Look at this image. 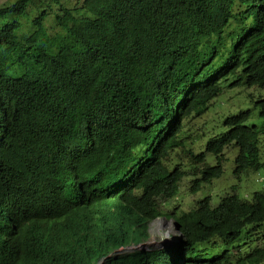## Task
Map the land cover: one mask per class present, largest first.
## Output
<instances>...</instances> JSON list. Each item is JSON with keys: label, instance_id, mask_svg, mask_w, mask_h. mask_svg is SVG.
Segmentation results:
<instances>
[{"label": "clouds", "instance_id": "1", "mask_svg": "<svg viewBox=\"0 0 264 264\" xmlns=\"http://www.w3.org/2000/svg\"><path fill=\"white\" fill-rule=\"evenodd\" d=\"M18 1L0 0V6ZM29 5V14H22L47 15L51 40L86 47V70L104 79L90 106L57 87L43 94L45 111L52 109L54 119L41 117L38 105L33 112L32 105L24 109L17 86L26 76L29 28L16 33L0 71L7 80L0 84V263L9 256L18 264H58L53 234L64 238L86 216L80 203L68 198L72 190L65 192L72 182L73 195L79 191L88 200L87 210L117 215L114 204L152 169L175 163L188 169V158L201 155L207 165L215 164L216 154L221 166L233 161L236 148L220 144L223 122L247 108L258 116L254 106L264 99V0H32ZM250 38L257 41L250 51L262 60L238 48ZM51 69L56 81L65 82L61 68ZM106 75L114 81L108 83ZM52 144L60 148L53 151ZM259 147L264 150L261 138ZM35 152L48 154L54 170L39 174ZM54 183L63 200L49 192ZM105 187L114 189L102 192L106 197L92 191ZM160 218L175 233L163 231L169 243L145 248L149 224ZM145 229V240L119 250L161 251L183 239L171 217L148 220ZM178 264H187L183 256Z\"/></svg>", "mask_w": 264, "mask_h": 264}, {"label": "trees", "instance_id": "2", "mask_svg": "<svg viewBox=\"0 0 264 264\" xmlns=\"http://www.w3.org/2000/svg\"><path fill=\"white\" fill-rule=\"evenodd\" d=\"M31 1L19 0L11 6H0V71L5 64L4 59L11 57V41L15 39L16 33L32 29L28 30L31 37L27 39L30 53L27 60H24L26 76L17 86L24 109L32 105L33 112L38 105L41 117L46 114L54 119L52 109L45 111L46 95L43 94L57 87L72 91L77 103L90 106L101 91L100 82L104 79L99 73L92 74L86 70L87 48L75 42L68 46L65 40L52 41L45 28L47 15L42 12L22 14L23 11L29 14ZM46 6L48 3L41 8L45 10ZM255 47L257 41L254 38L238 46L245 55L257 62L262 58L250 51ZM51 67L62 69L65 82L56 81ZM105 80L112 83L114 78L106 75ZM5 83L7 80L1 77L0 84ZM256 104L254 108L258 109L257 115L264 120V99ZM250 112V108L241 110L223 122L226 132L221 136L220 144L228 143L236 148L231 170L235 182L225 184L223 189L217 187L213 192L209 188L224 175L225 166L220 165L218 154L215 164L207 165L201 155L188 158V169H184L182 163H175L167 169H152L142 174L124 201L114 204L117 215L98 208L87 210L88 200L79 191L73 195L76 183L72 182L65 192L72 190L73 196L68 195V198L78 201L80 210L85 211L86 216L63 233L64 238L53 232V238L58 244V264H96L99 259V264H178L182 256L187 264H264V181L260 189H255L253 184L247 182L251 181L247 179L250 172L264 175V150L259 147L260 138L264 146V137H260L259 125H250ZM52 145L53 151L60 148ZM51 162L48 154L40 153L35 158L34 167L41 169L38 173L42 174V169L46 172L49 168L54 170ZM54 162L58 163L57 159ZM182 182L185 184L182 185ZM227 185L231 188H227ZM110 190L114 189L92 188L94 193L99 192L97 196L100 197H106L102 192ZM49 192L58 200L65 198L56 183L50 187ZM184 192L191 198L182 204L177 198ZM213 196L218 198L215 203H212ZM158 216L175 219L183 239L161 251L119 250L145 240L148 237L146 222ZM0 264L18 262L8 256L2 258Z\"/></svg>", "mask_w": 264, "mask_h": 264}, {"label": "rangeland", "instance_id": "3", "mask_svg": "<svg viewBox=\"0 0 264 264\" xmlns=\"http://www.w3.org/2000/svg\"><path fill=\"white\" fill-rule=\"evenodd\" d=\"M230 102L232 103V106L234 108L238 107V105L236 103H234L232 100ZM220 113L221 114H225L226 110L223 109V108H220ZM208 120H209V125L215 123L213 117H211V116H208ZM253 123H255V124L260 126V137L263 136L264 135V120L259 118L255 114H252V118L250 120V124H253ZM225 156H227L228 158L233 157V155L228 153V152H226ZM227 161H228V164H227V166H225V172L223 173L224 174L223 178L221 177V180L220 179H216L212 183V185L209 186V188L213 192L216 190L217 187H219L220 189H223L224 187H226L225 184H228V183H231V182H235L233 180V176H232V173H231V168H232V165H233V161H230V160H227ZM225 162H224V164H225ZM247 179H251V181L249 180L250 183H249L248 180H247V182H248V184H251V185L253 184L255 189H260L261 186H262V183L264 181V178L261 175L257 174V173H251ZM183 184H185V182H182V185ZM251 185H250V187H253ZM228 187L231 188L229 185H227V188ZM189 198H191V197L186 192H184L181 195V197L177 198V200H178L179 203L183 204L184 201H188ZM217 200H218L217 196H213L212 197V203L217 202ZM163 226H166V228H163ZM148 231L150 232V237L148 238L146 246H144L145 248H148V249H154V248L162 247L166 243H169L171 241V238H169V236L166 235L164 232L171 231V232L175 233L174 228L170 224H165V222L161 218L150 222L149 227H148ZM157 232H158V235H155ZM123 250L126 251V250H130V249H123Z\"/></svg>", "mask_w": 264, "mask_h": 264}]
</instances>
